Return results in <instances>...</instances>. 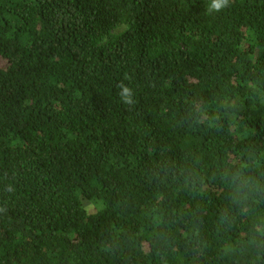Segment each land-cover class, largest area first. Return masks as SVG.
<instances>
[{"label":"trees","instance_id":"trees-1","mask_svg":"<svg viewBox=\"0 0 264 264\" xmlns=\"http://www.w3.org/2000/svg\"><path fill=\"white\" fill-rule=\"evenodd\" d=\"M207 4L0 0V264H264V0Z\"/></svg>","mask_w":264,"mask_h":264},{"label":"clouds","instance_id":"clouds-1","mask_svg":"<svg viewBox=\"0 0 264 264\" xmlns=\"http://www.w3.org/2000/svg\"><path fill=\"white\" fill-rule=\"evenodd\" d=\"M232 0H208L206 12L209 15L218 14L231 7ZM118 87L121 89L118 93L123 104L129 107H135L137 100L135 99L134 90L128 85L121 82Z\"/></svg>","mask_w":264,"mask_h":264}]
</instances>
